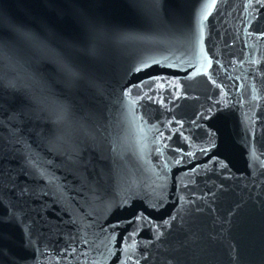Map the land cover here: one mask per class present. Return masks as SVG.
<instances>
[{
  "label": "water",
  "instance_id": "obj_1",
  "mask_svg": "<svg viewBox=\"0 0 264 264\" xmlns=\"http://www.w3.org/2000/svg\"><path fill=\"white\" fill-rule=\"evenodd\" d=\"M0 264H264V2L0 0Z\"/></svg>",
  "mask_w": 264,
  "mask_h": 264
},
{
  "label": "snow or ice",
  "instance_id": "obj_2",
  "mask_svg": "<svg viewBox=\"0 0 264 264\" xmlns=\"http://www.w3.org/2000/svg\"><path fill=\"white\" fill-rule=\"evenodd\" d=\"M261 2H264V0H261ZM137 71H140V69H137Z\"/></svg>",
  "mask_w": 264,
  "mask_h": 264
}]
</instances>
